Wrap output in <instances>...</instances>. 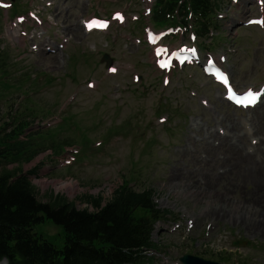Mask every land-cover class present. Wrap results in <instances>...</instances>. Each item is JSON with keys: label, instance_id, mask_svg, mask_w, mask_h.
I'll use <instances>...</instances> for the list:
<instances>
[{"label": "rangeland", "instance_id": "rangeland-1", "mask_svg": "<svg viewBox=\"0 0 264 264\" xmlns=\"http://www.w3.org/2000/svg\"><path fill=\"white\" fill-rule=\"evenodd\" d=\"M0 3L8 4L0 8V119L11 129L28 123L39 153L6 168L36 169L38 200L62 196L92 211L85 196L104 204L127 181L172 213L154 228L149 264H182L185 254L264 264V237L234 223L264 200V96L254 109L236 108L205 69L215 61L238 92H264V0H222L205 38L151 23L154 0ZM90 20L104 25L85 33ZM156 47L195 48L198 59L166 72ZM37 232L62 240L49 223Z\"/></svg>", "mask_w": 264, "mask_h": 264}, {"label": "trees", "instance_id": "trees-1", "mask_svg": "<svg viewBox=\"0 0 264 264\" xmlns=\"http://www.w3.org/2000/svg\"><path fill=\"white\" fill-rule=\"evenodd\" d=\"M222 0H154L150 20L154 24L190 30L197 38L208 37L215 27ZM0 119V262L6 264H149L156 244V224L172 215L154 203L152 190L135 191L127 181L117 186L102 204L98 196H85L92 208L77 209L62 196L45 203L37 198L32 169L8 170L7 165L31 163L39 155L28 133V123L10 128ZM58 228L59 245L37 228Z\"/></svg>", "mask_w": 264, "mask_h": 264}, {"label": "bare ground", "instance_id": "bare-ground-1", "mask_svg": "<svg viewBox=\"0 0 264 264\" xmlns=\"http://www.w3.org/2000/svg\"><path fill=\"white\" fill-rule=\"evenodd\" d=\"M94 20H90V21H85V33H89L90 31H93L94 29H96L98 26L96 25L97 22L93 23ZM98 24L100 25V27L103 26V23L98 22ZM15 25L17 27H19V24L16 22ZM91 25V27H90ZM9 27V26H8ZM13 27H15L13 25ZM12 32V25H10V30L8 32ZM16 40L18 43H24L25 42V37L21 36L18 38L16 37ZM113 70V69H112ZM262 90L264 91V86L262 88ZM258 93V92H256ZM264 92H262V96ZM225 99H227L226 95H225ZM255 107H253L252 109H254ZM252 116H258L257 113H255ZM249 120H253V117H251ZM224 133L226 134V132L224 131ZM254 138V137H253ZM260 144V141H258L257 145L258 146ZM65 187H69L68 185L65 184ZM253 200V199H251ZM256 202H253L252 204V208H250L249 206H247L246 209L241 208L240 210H238V208L236 209V214H239L240 211H244L242 212V214L237 215L234 218V223L243 226L246 228V230L248 232H253L256 235H260L264 237V200H255ZM212 220H214L213 216L210 215V217ZM0 264H6L4 261L0 262Z\"/></svg>", "mask_w": 264, "mask_h": 264}, {"label": "water", "instance_id": "water-1", "mask_svg": "<svg viewBox=\"0 0 264 264\" xmlns=\"http://www.w3.org/2000/svg\"><path fill=\"white\" fill-rule=\"evenodd\" d=\"M103 61L106 62V67L111 66V60L108 58V56L104 55ZM180 262L183 264H219L212 261L203 260L198 257H194L192 255H184L180 258Z\"/></svg>", "mask_w": 264, "mask_h": 264}, {"label": "snow or ice", "instance_id": "snow-or-ice-1", "mask_svg": "<svg viewBox=\"0 0 264 264\" xmlns=\"http://www.w3.org/2000/svg\"><path fill=\"white\" fill-rule=\"evenodd\" d=\"M105 26H106V25H105ZM90 27H91V25H90ZM113 71H114V69H113ZM247 95H248V97L251 98V99L249 100V104L254 103L256 97H254L253 94H252L251 92H249ZM237 103H239V101H237ZM245 106H248V105H245Z\"/></svg>", "mask_w": 264, "mask_h": 264}]
</instances>
